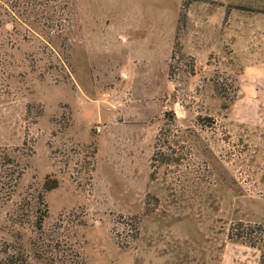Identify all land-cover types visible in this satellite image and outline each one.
I'll return each mask as SVG.
<instances>
[{
    "label": "rangeland",
    "instance_id": "rangeland-1",
    "mask_svg": "<svg viewBox=\"0 0 264 264\" xmlns=\"http://www.w3.org/2000/svg\"><path fill=\"white\" fill-rule=\"evenodd\" d=\"M180 12L181 0H71L67 41L46 25L51 9L37 17L22 12L0 26V240L30 249L33 227L11 218L23 199L43 192L47 177L60 186L44 194V231L67 235L59 218L85 221L75 235L87 264H133L132 251L116 244L140 248L135 262L145 264L149 242L186 233L223 240L240 221L264 227V0L196 3L185 29ZM127 29L135 47L158 51L161 66L175 52L179 70L167 83L159 129L149 134L157 153L150 181L101 176L95 192L99 119L111 111L98 103L102 90L88 71L108 63L120 49L117 33ZM177 42L186 45L184 57ZM127 54L123 62L131 63ZM8 158L24 168L16 187ZM145 210L154 212L145 217ZM135 216H142L138 224ZM141 228L139 247L133 236ZM257 248L264 254V241Z\"/></svg>",
    "mask_w": 264,
    "mask_h": 264
},
{
    "label": "crops",
    "instance_id": "crops-1",
    "mask_svg": "<svg viewBox=\"0 0 264 264\" xmlns=\"http://www.w3.org/2000/svg\"><path fill=\"white\" fill-rule=\"evenodd\" d=\"M130 34L128 29L118 32L116 44L120 49L110 53L107 64L91 67L88 71L90 84L102 90V99L98 103L111 111L99 119L103 131L98 136L95 192L101 176H109L113 182L150 181L155 148L149 134L159 129L162 114L167 108L162 98L170 82L169 63L163 66L158 63L157 50L148 52L143 46L135 47ZM183 47L185 52L188 51L184 43ZM129 52L132 62L125 63L124 58ZM147 194L145 189L142 196L145 202ZM140 231L139 247L143 239L142 228ZM116 246L131 250L133 264H136L135 257H139L140 248L134 252ZM156 246L153 242L145 244V264H261L262 253L258 248L228 236L223 240L198 239L196 234L186 233L174 241L160 242Z\"/></svg>",
    "mask_w": 264,
    "mask_h": 264
},
{
    "label": "trees",
    "instance_id": "trees-1",
    "mask_svg": "<svg viewBox=\"0 0 264 264\" xmlns=\"http://www.w3.org/2000/svg\"><path fill=\"white\" fill-rule=\"evenodd\" d=\"M70 2L71 0H0V7L3 9L0 10V26L8 24L9 19H13L15 22L22 12H27L37 17L41 11L51 9L54 16L48 19L46 25L57 33L60 38L67 41L73 28V23L69 15ZM196 3L216 5L218 0H181L179 22H181L184 29L186 28L189 9ZM221 6L224 7V5ZM231 8L232 7L226 8L224 22H227ZM179 39L180 37L177 34L176 40L178 41ZM175 51L184 57L185 54H182L183 47L179 42L175 45ZM175 58L176 54L173 52L171 56L172 62L169 65V78L171 80L174 79L179 70L178 67L173 64ZM190 60L189 74L194 76L197 73L196 62L193 56H191ZM214 86L216 93L223 96L222 84L216 80ZM227 108L228 106L224 105V109ZM29 112L30 107H28V113ZM24 144H26V142ZM8 160L17 168L16 171L10 174L13 180L12 185L16 187L17 182L24 175V168H22L16 160L11 158H8ZM156 162L157 153L154 149L151 160L152 173L156 169ZM59 186V180L47 177L43 185V192L38 193L37 196H32L30 200L23 199L19 204L15 218H11V220L13 223L20 226L26 224L31 225L34 229L35 237L30 243L29 250L20 242L0 240V264H87L83 253L84 244L78 243L75 235L76 227L87 225L85 221L65 222L59 218L58 229L66 230L69 233L67 235H64L63 232H56L48 235L44 231L45 222L50 216L49 205L45 201L44 194L58 189ZM157 205H159V202H157ZM81 212L84 214V209H81ZM153 212L154 211L145 210L144 215L147 217ZM141 218L142 216H135L131 219L138 224L141 222ZM254 233H258L259 236L255 237ZM138 236L139 234L133 236L134 241ZM228 237L229 239L241 241L252 248H257L259 244L264 241V227L260 224L244 223L240 221L231 225ZM121 247H123V245H121ZM261 264H264V254L261 256Z\"/></svg>",
    "mask_w": 264,
    "mask_h": 264
},
{
    "label": "built area",
    "instance_id": "built-area-1",
    "mask_svg": "<svg viewBox=\"0 0 264 264\" xmlns=\"http://www.w3.org/2000/svg\"><path fill=\"white\" fill-rule=\"evenodd\" d=\"M98 131H100V129H98Z\"/></svg>",
    "mask_w": 264,
    "mask_h": 264
}]
</instances>
